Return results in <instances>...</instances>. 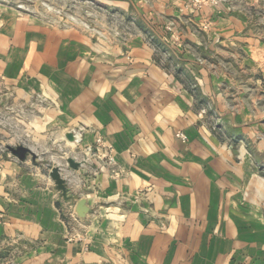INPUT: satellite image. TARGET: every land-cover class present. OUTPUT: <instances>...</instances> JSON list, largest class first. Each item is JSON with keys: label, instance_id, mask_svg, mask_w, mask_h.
<instances>
[{"label": "crops", "instance_id": "obj_1", "mask_svg": "<svg viewBox=\"0 0 264 264\" xmlns=\"http://www.w3.org/2000/svg\"><path fill=\"white\" fill-rule=\"evenodd\" d=\"M98 1L132 23L124 44L0 11V80L15 102L45 99L30 142L82 161L67 189L90 212L89 243L66 242L68 202L38 155L0 140V248L26 240L34 264H264V45L246 0Z\"/></svg>", "mask_w": 264, "mask_h": 264}, {"label": "rangeland", "instance_id": "obj_2", "mask_svg": "<svg viewBox=\"0 0 264 264\" xmlns=\"http://www.w3.org/2000/svg\"><path fill=\"white\" fill-rule=\"evenodd\" d=\"M234 1L236 3L238 0ZM221 2L233 3L232 0H221ZM190 4L191 1L187 0L186 5ZM187 8L191 10L190 7ZM109 9V7L105 8L98 0H0V11H5L7 17L15 14L24 18L38 19L58 29L79 31L87 35L95 44L96 48L97 31L105 33L107 39L102 42L110 44L113 42L111 37L114 36L116 30L123 34V36L125 35L124 38L128 37L125 33L131 34L132 24L127 20V17L118 9ZM243 12L250 18V22L253 23L250 25L251 33L260 38L264 45V0H246V6ZM123 40L122 37L121 41L116 45L114 44V46L124 44L125 42ZM262 55L260 61H264V47ZM261 81L264 85V79H261ZM6 87L10 86L0 80V97L2 98L0 101V133L7 135L4 139L0 134V140H3L6 144V150H8V147H15L13 146L16 144L15 139L20 145L29 146L38 155V161L43 166L44 173L47 177H49V172L53 167H58L62 177L65 179L66 187L68 182L73 184V187L74 184L76 187H83L85 182L82 177L79 176L81 179L79 177L76 179V177L70 178L68 175L71 168L66 159H73L68 149H63L62 147L52 149L46 147V145L30 142V137L26 131L29 128V120L32 116H42L45 113V108H48L46 107L47 102H45V99L35 94L34 97L38 101V105L43 104V106L37 108L35 105L32 108L31 105L24 104L19 100L15 102V93L12 89H6ZM20 129H22L21 133H19ZM72 136L71 134L66 138L69 139ZM76 152L74 151L73 154H76ZM97 157H99L98 153L94 149H91L87 157H85V160H93ZM102 160L106 163V166H109L107 156L104 155ZM77 162L82 163V161ZM261 176L264 178V170H262ZM58 193L60 194V192ZM67 194L70 199L65 200L68 202L67 207L61 211L63 222L70 230L65 240L67 242L70 239L71 241H68V243L71 244L77 242L87 244L90 239L87 233L90 223L89 221L84 223V219L90 212L88 211L83 218L79 217L75 209L80 199L74 198L68 189ZM29 247H31V244L23 239H18L15 243L11 241L6 242L5 246L0 248V264H34L33 259L29 258ZM43 255V253L39 254L35 261H38L39 257L43 258Z\"/></svg>", "mask_w": 264, "mask_h": 264}, {"label": "water", "instance_id": "obj_3", "mask_svg": "<svg viewBox=\"0 0 264 264\" xmlns=\"http://www.w3.org/2000/svg\"><path fill=\"white\" fill-rule=\"evenodd\" d=\"M8 150L12 156H14L20 161H24L28 155H31L32 157L35 156V154L24 145L8 147ZM67 162L71 169L77 170L79 168L80 164L74 161L73 159H68ZM49 177L53 181L55 189L60 192L61 197L64 200H69L70 197L67 194L66 182L65 179L62 177V174L60 173V169L58 167H53L49 172ZM75 210L79 217H85V215L89 211L88 207L86 206V201L84 199L79 200Z\"/></svg>", "mask_w": 264, "mask_h": 264}, {"label": "built area", "instance_id": "obj_4", "mask_svg": "<svg viewBox=\"0 0 264 264\" xmlns=\"http://www.w3.org/2000/svg\"><path fill=\"white\" fill-rule=\"evenodd\" d=\"M190 1H191V4L187 5V6L190 7L191 10H193V11L194 10H196V11L197 10H202L204 7H207L209 5H214L215 6V5H218L221 2V0H190ZM130 24H132V23H130ZM125 34L127 36H129V34H127V33H125ZM124 36H123V34L119 33L116 30L114 36L111 37V39L113 40V42H111V45H114V44L116 45L119 41H121L122 37L124 39L123 41L125 42V40L127 38H124ZM106 39H107V37H106L105 33H103V32L101 33V32L97 31V41H103V40H106ZM179 137L184 138V136L182 134H179ZM97 146H102L100 140H97ZM103 146H105V145H103ZM105 148L108 149V150H111V147H109V146H105ZM105 156H107V158L109 160L107 163L109 165H112V163H113L112 159L113 158L111 157L110 153L105 154ZM79 164L82 165V163H79ZM114 174H115V172H114ZM68 241H71V240L68 239Z\"/></svg>", "mask_w": 264, "mask_h": 264}]
</instances>
